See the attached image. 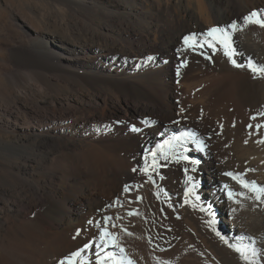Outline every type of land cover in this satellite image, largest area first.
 <instances>
[{"label": "bare ground", "instance_id": "obj_1", "mask_svg": "<svg viewBox=\"0 0 264 264\" xmlns=\"http://www.w3.org/2000/svg\"><path fill=\"white\" fill-rule=\"evenodd\" d=\"M140 2L138 7H125V10H128L129 16L148 17L149 23L146 19L144 21V24L147 21L148 26L145 24L144 27L153 44L158 42L157 35L164 36L172 31L171 24L178 26L176 34L167 36L172 46L179 45L182 36L189 33L203 45L215 43L207 35L209 29L202 21L204 16L201 17L202 11L208 9L215 15L218 22L216 24L229 28L230 24L237 22L242 27V31L231 33L239 40L241 36H245L242 42H234V46L238 48L234 58L236 63H245L247 66L252 61L264 66V28L244 25V17L251 12H258L260 18L264 19V0H204V4L194 0ZM132 3L127 5L133 6ZM132 22L130 21L131 25ZM215 62L220 71H243L238 76V96L248 114L259 120V127L256 128L249 122L251 118H248L249 121L242 119L231 122L233 126L224 133L211 116L200 115L196 111L177 116L173 112L166 115V107L125 109L126 116L122 117V123L123 129L129 131L128 137L132 136L142 142L153 140L156 148L155 157L147 152L137 156L134 168L128 171L122 165L123 162H117L118 156L115 153L108 152L111 143L108 138H103L102 135L85 137L82 134L85 126L99 120L97 108H92L93 114L82 108L83 114L79 120L69 121L67 118V125L65 123V126L55 128L54 133L61 138L57 140L62 147L61 156H58L61 173L55 172L47 181L44 179L43 189L38 191L41 192L39 199L29 203L30 210L42 204L45 208L39 218L22 222L18 234L20 241L7 239L10 230L9 225H5L6 230L0 234V264H61V261L66 260L65 257H70L75 252L81 253L76 257V264H112V260L106 259L109 256L116 258L120 264H129V261L131 264H194V259L204 257V252L220 259L224 264H238L235 258L227 254L224 246L217 247L214 243L212 229L215 219L211 216L210 205L217 208L222 222L228 226L229 232L224 240L233 248L241 246L250 250L254 247L259 253L254 264H264V194L257 199V194L250 190L253 182L258 188H264V173H261L264 172V151L256 152L253 158H245L243 163L241 160L238 170L241 175H237V179L226 175L232 166L229 167L228 162L222 159L231 139L236 141L255 135L264 136V112L257 109L259 105L264 108V78L254 77L246 66L241 70L235 69L236 66L231 61L223 60L222 57ZM133 66L144 68L145 64L135 62ZM147 81L156 84L157 76L151 74ZM131 84L121 77L116 82H103L100 89L104 95L118 100L122 95L136 99L141 93L154 104L157 102L144 89L134 88V84ZM163 111L164 117L159 118V112ZM132 130L133 134L130 132ZM177 130L192 134V141L187 142L194 147L188 150L190 155L205 159L203 173L195 178L194 172L189 170L191 166L185 164L179 155L170 151L165 159L162 152L157 150L159 145L166 144L165 137ZM75 137L82 139L73 143L71 138ZM128 137L122 139L126 140ZM1 177L7 180L3 174ZM245 183L249 187H245ZM198 187H202L200 193ZM229 192L233 194L231 199ZM10 210L16 211L13 206ZM105 230L116 238V242L124 249L123 253L120 248L108 242L111 238L105 236ZM36 243L44 246L42 255H35L33 248ZM67 261H64L65 264ZM240 262L248 264L243 258Z\"/></svg>", "mask_w": 264, "mask_h": 264}, {"label": "rangeland", "instance_id": "obj_2", "mask_svg": "<svg viewBox=\"0 0 264 264\" xmlns=\"http://www.w3.org/2000/svg\"><path fill=\"white\" fill-rule=\"evenodd\" d=\"M119 1L0 0V174L7 179H2L0 175V234L6 230L5 225H9L8 240L20 241L18 234L22 222L35 220L43 213V204L30 210L29 203L39 199L41 192L38 191H42L43 183L51 174L61 173L58 158L61 156L62 147L57 141L61 138L59 134L54 133L55 128L67 125L71 119L79 120L83 114L82 108H86L90 114L94 113L92 108H97L99 112V120L85 126L82 134L85 137L102 135L101 137L108 138L111 141L108 152L115 153L118 156L117 162H123L122 165L129 169L128 171L134 168L137 156L146 152L153 153L156 148L153 146V140L142 142L132 136L128 137L129 131L123 129L122 123V117L126 116L125 109L166 107V115L173 112L177 116L196 111L200 115L211 116L224 133L233 126L234 121L242 119L249 121L251 118L249 122L254 127L260 126L259 120L248 114L238 96V76L243 71L228 73L216 67L217 58L231 61L224 54L220 43H213L212 49L209 44L203 45L200 40L195 39L190 42L195 46L189 47L184 43L186 37H193L189 33L182 36L179 45L172 46L168 37L178 32V26L171 24L172 31L164 36L157 35L158 42L153 44L148 36L147 21L144 27V21L148 20V17L131 14L129 16L128 10H125V7H138L141 5L140 0H132L133 6L127 5L131 3L128 2L130 0H122L123 3ZM201 17L209 30L221 28L232 33L229 28L216 24L218 22L215 15L208 9L202 11ZM130 21H133L132 25ZM242 37L245 36H241L239 40L232 35L231 44L235 55L238 48L234 46V42L245 40ZM100 47H105L107 51ZM135 62L144 63L145 67L133 66ZM234 68L241 70L244 67ZM151 74L157 76L156 84L147 81ZM121 77L126 78L129 84L133 83L134 86H131L134 88L144 89L148 96H152L157 102L154 104L141 93L136 99L122 95L118 100L101 92L103 82H116ZM257 109L264 112L262 105ZM159 114V118H162L164 111ZM155 115L158 116V113ZM130 132L133 134L134 130ZM155 134L156 132L154 137ZM122 137L128 138L125 140ZM165 138L172 145L170 151L191 166L189 170L194 172V178L203 173L204 157L197 159L189 152L194 149L187 144L192 141L191 133L177 130ZM263 138L264 136L255 135L246 139L230 140L228 149L224 157L222 156L229 167L232 166L228 172H235L230 178L235 176L237 179L241 175L238 172L241 160L243 163L245 158L254 157L256 152L264 151ZM71 139L75 143L80 142L82 137ZM192 161L198 163L193 165ZM262 162L264 166V158ZM201 191L202 187H198V193ZM42 198L45 199L44 196ZM12 206L18 213L10 210ZM209 210L215 219L212 229V234L215 235L214 243L217 247L224 246L227 254L235 258L238 264H244L240 262L242 258L235 248L222 242L216 234L219 232L225 238L229 232L217 208L210 205ZM33 250L35 255H42L45 248L36 243ZM203 254L204 257L194 259L195 262L192 263H223L207 252ZM67 258L69 257L62 259L67 261Z\"/></svg>", "mask_w": 264, "mask_h": 264}, {"label": "snow or ice", "instance_id": "obj_3", "mask_svg": "<svg viewBox=\"0 0 264 264\" xmlns=\"http://www.w3.org/2000/svg\"><path fill=\"white\" fill-rule=\"evenodd\" d=\"M244 25H257L261 28H264V19L260 18V14L258 12H251L249 15L244 17ZM229 28L232 30V33L243 30L242 27L237 22H233L232 24H230ZM207 35L209 37H211L213 41L220 43L222 45V47L224 48V54L226 56H228V58L231 60V62L233 63L234 66H236V67H243L244 66L241 64H237L236 61L232 58L235 55V49L232 48V44H231L232 34L231 33H228L225 29L212 28L209 30ZM194 40H195V37H186L184 40V43L186 45H188L189 47H194L195 45L190 43ZM200 46L202 47L203 45H200ZM209 47H214V44L209 43ZM247 67L253 73L254 77L264 78V66H258L256 64H254L252 61H249ZM249 127H251V126H249ZM176 139H179V138H176ZM171 148H172V145L166 142V144L159 145L157 147V150L162 152L165 159H167L169 156V152H170ZM151 155L153 157H155L156 153L153 152ZM183 158L185 160L188 159L187 157H183ZM196 163H198V162L192 161L193 165H195ZM134 171H135V169H134ZM226 175L231 176L232 174L226 173ZM149 178H151V177H149ZM233 178L235 179L236 177H233ZM244 186L249 187V185L246 183L244 184ZM225 187H227V186H225ZM250 190L257 194L256 195L257 199H260L261 194H264V188H258L254 182L252 183ZM232 195L233 194L231 192H229V198L230 199L232 198ZM213 224H214V222H213ZM216 234H217V236L220 237L221 240H224V237L221 236L219 232H217ZM128 235H132V234L128 233ZM105 236L111 238L108 242L112 243L113 246L120 248V251L122 253L124 252V249L122 247H120V245L116 242V238L113 237L111 233H108L105 230ZM101 239L103 241L104 237H102ZM224 242L227 243L226 240H224ZM235 250L240 254V256L246 262H248V264H254L255 258H257L259 256L258 251L254 247L249 250L247 247L236 246ZM80 255H81L80 252L73 253L72 256L68 258L67 264H76V257H79ZM106 259L112 260V264H120V262L114 257L109 256V257H106ZM61 264H65V262L61 261ZM101 264H103V262H101ZM129 264H131V261H129Z\"/></svg>", "mask_w": 264, "mask_h": 264}]
</instances>
